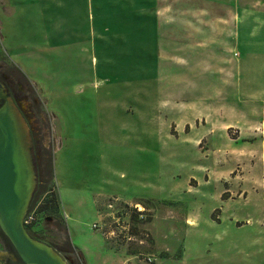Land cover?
Instances as JSON below:
<instances>
[{"label":"rangeland","instance_id":"obj_1","mask_svg":"<svg viewBox=\"0 0 264 264\" xmlns=\"http://www.w3.org/2000/svg\"><path fill=\"white\" fill-rule=\"evenodd\" d=\"M48 1L0 6V65L49 170L28 236L66 264H101L105 233L126 264H264V0H149L157 66L140 0Z\"/></svg>","mask_w":264,"mask_h":264},{"label":"water","instance_id":"obj_2","mask_svg":"<svg viewBox=\"0 0 264 264\" xmlns=\"http://www.w3.org/2000/svg\"><path fill=\"white\" fill-rule=\"evenodd\" d=\"M28 131L13 103L0 109V230L22 264H66L50 246L31 239L23 219L37 181Z\"/></svg>","mask_w":264,"mask_h":264},{"label":"crops","instance_id":"obj_3","mask_svg":"<svg viewBox=\"0 0 264 264\" xmlns=\"http://www.w3.org/2000/svg\"><path fill=\"white\" fill-rule=\"evenodd\" d=\"M69 1H72V0H69ZM86 1H87V3H92V0H86ZM47 2H49V1L48 0H0V6H2L3 9H6V5H7L8 8L11 7V9H12L13 6H21V4H27L28 7H29L30 5H32V6H34V5L40 6L41 4L44 5ZM140 2H141V7H143V9H144V10H141L139 12V15H138V18L140 19V25H139L140 49H141V51H144L145 50L144 54L146 53V55L148 54L150 57H152L153 60H155V64L157 66L158 61H159V56H158L157 52H154L152 54V53H149V51H151V50L157 51L158 40H159V33H158L159 23H158V16L157 15L159 14V12L158 11H151V12H149L148 4H147L149 2V0H140ZM1 12H2V10L0 8V13ZM149 14L150 15H153V18H150L149 17ZM1 15H2V19H5L3 13ZM13 17H15V16H13ZM63 21L62 22L60 21L58 31H59L60 35L65 36V38L62 39V40L63 41H66L68 39L66 36H68V35L69 36H71V35L72 36L77 35L78 34V31H77L76 28H72L70 26H67V23L66 22H63ZM149 21H152L154 23L155 27H154V25L151 26V27H149ZM65 26H66V29L64 30V27ZM62 30H63V32H62ZM43 33L44 34L46 33V30L45 29H44ZM46 35H48V33H46ZM97 40H98V38H97ZM98 43H99V40H98ZM149 47L151 49H149ZM148 79H149V76H148V78H146V76H145V81H149ZM155 81L158 84V78H157V76H156V80ZM227 83H228V78H227V75H226V76L223 77V84H227ZM223 88H228V86L225 85V86H223ZM238 90L239 89H237V88L236 89H233V92L234 93H237ZM223 123H224V126H225L224 127L225 132L227 130H229V129H232V127H234L233 125H235V123H233V121H230L229 122L227 116H226L225 120L223 121ZM185 124L186 123H184V125ZM263 124H262V136H263L262 147H263V151H262V154H260V156H259V159H260L259 162H262V163H264V126H263ZM225 136H228V135L226 134ZM238 138L239 137H237L235 139H231V140L232 141H237ZM260 139H261V137L259 136V140ZM240 141L241 142L242 141H245V142H242V143H249V141L247 142V140H243V139H241ZM109 240H111V238L108 237L107 235H105L104 236V244H102V246L100 247V250L96 254V257H95V260L94 261H96V259H97V262H101V264H126V263H128L130 261L129 260V257L131 258L132 255H130L127 259H125L122 262V258H121V260H119L118 257H115L110 252V250H108L106 248V243L110 244L109 243L110 242ZM79 251L82 253V255L84 257V260H85V264H86V259H85V256H84L83 252L81 250H79Z\"/></svg>","mask_w":264,"mask_h":264},{"label":"flooded vegetation","instance_id":"obj_4","mask_svg":"<svg viewBox=\"0 0 264 264\" xmlns=\"http://www.w3.org/2000/svg\"><path fill=\"white\" fill-rule=\"evenodd\" d=\"M15 71V70H14ZM20 74L15 71L14 74L7 72L6 65H0V109L4 106L6 99L11 100L12 103L15 104L19 111V115L24 117L25 123L27 125V129L30 131L31 137V147L30 153L32 157L33 169L36 176L37 181L35 186V191L33 192V197L40 193L43 188V176L49 171L48 164L45 160V156L43 154V147H41L39 141H37L36 132L33 125L31 123L30 117L25 113L24 109L20 104V98H24L25 93L22 88L19 87V79ZM27 95V94H26ZM30 115V114H29ZM0 247L4 250V254L0 253V260L2 261L0 264H22L17 253L12 247L9 240L0 230Z\"/></svg>","mask_w":264,"mask_h":264},{"label":"built area","instance_id":"obj_5","mask_svg":"<svg viewBox=\"0 0 264 264\" xmlns=\"http://www.w3.org/2000/svg\"><path fill=\"white\" fill-rule=\"evenodd\" d=\"M139 205H135L134 206V210H138V211H143V208L142 207H140ZM142 213V212H141ZM34 221V212H31V213H29L28 215H26L25 217H24V220H23V224L24 225H30L32 222ZM105 235H107L106 233H105ZM108 237H110V238H113V237H115V236H113L111 233H108V235H107ZM117 238L119 239V240H122L123 242H125V243H128V241L130 240V236H128V234H125V233H122L121 234V236L119 237V236H117ZM113 239H115V238H113ZM115 240H117V239H115ZM150 255V254H149ZM146 257V260L145 261H147L148 263H150L151 261H154V258L152 257V255H150V256H145Z\"/></svg>","mask_w":264,"mask_h":264},{"label":"trees","instance_id":"obj_6","mask_svg":"<svg viewBox=\"0 0 264 264\" xmlns=\"http://www.w3.org/2000/svg\"><path fill=\"white\" fill-rule=\"evenodd\" d=\"M51 193H53V191H52V189H48V190H46V192L44 193V199L46 200V203H45V201H44V203L42 204H40V206L38 207L39 209L38 210H41V211H43V210H46L47 208H49V206H47V201H49V202H53L54 203V200H49V198L48 197H51ZM43 199V200H44ZM55 207H56V205H55ZM58 208H56V209H54V210H57ZM34 222V221H33ZM32 222V223H33Z\"/></svg>","mask_w":264,"mask_h":264}]
</instances>
